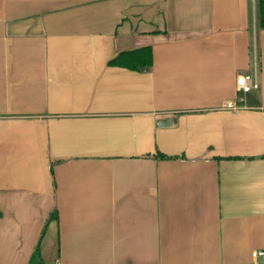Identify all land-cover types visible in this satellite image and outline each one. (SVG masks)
<instances>
[{
  "label": "crops",
  "instance_id": "1",
  "mask_svg": "<svg viewBox=\"0 0 264 264\" xmlns=\"http://www.w3.org/2000/svg\"><path fill=\"white\" fill-rule=\"evenodd\" d=\"M256 4L0 0V264H264Z\"/></svg>",
  "mask_w": 264,
  "mask_h": 264
},
{
  "label": "trees",
  "instance_id": "2",
  "mask_svg": "<svg viewBox=\"0 0 264 264\" xmlns=\"http://www.w3.org/2000/svg\"><path fill=\"white\" fill-rule=\"evenodd\" d=\"M256 3L258 26L260 29H264V0H256ZM109 63L110 65L124 67L131 71H147L152 65L151 49L147 46L135 49L134 51L119 52L118 56L112 59ZM156 157L161 159L168 158L161 154H156ZM55 218H57V213L54 210V212L51 213L49 220ZM29 264H44L40 256L39 245L34 250L29 260Z\"/></svg>",
  "mask_w": 264,
  "mask_h": 264
},
{
  "label": "built area",
  "instance_id": "3",
  "mask_svg": "<svg viewBox=\"0 0 264 264\" xmlns=\"http://www.w3.org/2000/svg\"><path fill=\"white\" fill-rule=\"evenodd\" d=\"M254 2V0H252ZM236 98L223 102L221 109L236 112L239 110L241 104L244 103L246 94L256 91L259 88L258 81L255 74H239L235 80ZM262 252L253 253L254 256H260Z\"/></svg>",
  "mask_w": 264,
  "mask_h": 264
}]
</instances>
